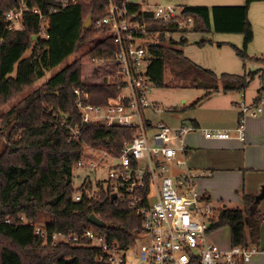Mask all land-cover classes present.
Wrapping results in <instances>:
<instances>
[{"label":"trees","instance_id":"obj_1","mask_svg":"<svg viewBox=\"0 0 264 264\" xmlns=\"http://www.w3.org/2000/svg\"><path fill=\"white\" fill-rule=\"evenodd\" d=\"M255 1L259 0L211 8L184 5L183 15L193 17V26L182 29L176 24L151 21V14L145 13L150 28L161 31L162 44L152 47L156 57L148 69L154 86L165 84L167 52L171 51L189 63L188 76L194 77L199 86L206 89L202 98L217 91H245L260 69L244 74L218 75L184 57L181 49H170L165 43V32L180 33L182 37L176 42L180 46L189 43L184 36L189 32L204 37L213 32L242 34L243 46L232 45L236 55L244 60L262 61L250 57L247 52L254 39L248 11ZM22 4L49 15L48 38L39 37L32 44L31 38L39 33L40 21L37 15L28 12L21 28H8L5 13ZM107 4L108 0H77L62 11L53 12L59 7V0H0V105L32 86L82 46L95 42L84 55L88 69L82 66L81 59L67 64L1 117L4 124L1 128L7 129L8 138L11 140L20 135V139L12 141V147L0 157V264H108L106 253L97 246L42 244L33 227L21 223L19 216L35 220L39 213H45L53 220L48 223L51 231L68 232L83 230L89 224L88 217L94 213L104 221L105 227L92 225L93 228L121 248L133 245L142 233L141 215L126 204L113 201L112 194L103 186L95 196L89 193L92 188L89 182L83 189L81 201H76L74 196L75 165L85 152V144L119 156L124 141L134 137V131L126 127H107L91 122L85 125L74 93L75 88L88 91V101L94 105H107L118 93V86L108 82V76L118 72L113 59L116 45L112 36L104 34V28H94V21L106 16ZM129 7L136 11L141 4L130 2ZM89 18L93 24L86 29ZM212 43L211 39L205 38L196 44ZM28 50L31 54L25 56ZM94 59H101V62ZM263 92L260 88L258 95ZM71 128L81 130L80 140L71 137ZM255 196L243 194L242 208H220L211 231L229 227L232 246L248 247L259 243L264 213L258 208L260 202L252 211Z\"/></svg>","mask_w":264,"mask_h":264},{"label":"built area","instance_id":"obj_2","mask_svg":"<svg viewBox=\"0 0 264 264\" xmlns=\"http://www.w3.org/2000/svg\"><path fill=\"white\" fill-rule=\"evenodd\" d=\"M76 1L59 0L60 5L53 12L62 11ZM129 3L130 0H108L106 16L94 21V28H104V34L112 36L116 45L113 59L118 72L109 75L108 82L118 86V93L110 98L107 105L90 103L86 90L75 88L74 93L83 123L130 128L134 137L124 141L119 156L94 148L103 155L94 158L85 153L75 168L92 174L107 165V190L116 195L113 201L126 204L141 215L142 233L134 245L121 248L115 242L110 243L105 234L96 231L89 222L81 231L65 232L51 231L48 224H36L26 216H19V220L32 226L34 234L42 239L44 245L97 246L106 253L108 264H245L258 252L257 247L230 246L223 250L209 240L219 210L197 186V179L208 173L191 169L185 155L179 156V152L186 151L183 143L186 129L174 130L162 118L154 121L148 116V111L160 114L164 109L149 97L154 84L148 69L156 57L152 47L162 44V41L161 31L150 28L145 13L151 14V21L176 24L181 29L192 27L193 17L183 15V5L172 2L143 0L141 8L136 11L130 9ZM27 12L39 17L40 30L33 36L35 40L48 38L49 15L25 4L5 13L8 28H21ZM171 35L173 32H165V43L172 42ZM94 60L101 62V59ZM263 104L264 92L253 105L241 106L236 128L241 140L246 136L247 117L258 116ZM204 134L208 138L228 137L226 132L218 130L206 129ZM71 137L80 140L81 130L71 128ZM173 139L180 141L179 149L169 144ZM106 157L110 161L108 164L104 162ZM174 168L182 174H172ZM74 188L76 201H81L85 180ZM151 197H155L154 201Z\"/></svg>","mask_w":264,"mask_h":264},{"label":"crops","instance_id":"obj_3","mask_svg":"<svg viewBox=\"0 0 264 264\" xmlns=\"http://www.w3.org/2000/svg\"><path fill=\"white\" fill-rule=\"evenodd\" d=\"M182 3L183 2H177L176 4L184 6L185 4ZM244 3L245 0H196L193 5H205L211 8L215 5L237 6L243 5ZM248 17L254 28V39L248 45L247 52L250 57L264 59V0L255 1L250 4ZM212 39L215 42H222L224 46L232 47V45H235L240 48L243 46L244 41L243 35L236 33H215ZM240 60L245 61L243 64L244 73L248 72L247 70L250 68L249 63H254L255 66L258 65L256 69L253 70L264 69L261 60H244L241 58ZM200 64L205 65L202 63ZM227 64L225 60L219 61L215 66H212L211 69L218 75L221 73H238V70H229L225 68L228 67ZM238 65H240L239 62ZM258 77L260 78V86H258L256 91L257 95L250 104L246 103L245 94L241 101L237 99L240 91H217L200 99L199 102L201 103V101L216 95L220 96L218 97L220 101L224 100V102L215 106L216 112L213 114V120L223 123V126L208 127L204 125L207 123L203 119L194 116H192L193 119L188 125L182 124L173 127L169 124L174 130L186 129L183 135V143L186 147V151L184 153L179 152V156L182 157L183 154L185 155L188 166L191 169L196 171L204 170L208 173L207 176L197 179V186L201 193L208 196L212 204L216 203L220 208L225 206L234 207L230 204L232 203L230 201L233 199L238 200V203H241L243 206V194L257 195L264 184V104L260 116L247 117V132L244 140L238 137L236 131L239 123L241 106L243 104L250 106L256 103L259 97V89H264V74L262 71L256 75L253 81ZM219 84L221 86V83ZM243 92L245 93V91ZM182 101L184 103L186 102V100ZM199 102L197 104H199ZM227 102H229V105ZM148 116L154 121L162 118L167 122V118L170 117L171 114L167 109H164L160 114L148 111ZM206 129L224 131L228 134V137L225 139L208 138L204 134ZM172 142L174 143V147L179 149L180 141L173 139ZM179 172L181 171L174 168L172 174L176 175ZM180 174H182V172ZM220 208L217 209L219 210ZM259 210L264 213L262 208ZM230 246H232L231 242ZM250 246L257 247L259 250L252 259L245 264H264V222L261 224L260 228L259 243L250 244Z\"/></svg>","mask_w":264,"mask_h":264},{"label":"rangeland","instance_id":"obj_4","mask_svg":"<svg viewBox=\"0 0 264 264\" xmlns=\"http://www.w3.org/2000/svg\"><path fill=\"white\" fill-rule=\"evenodd\" d=\"M152 1L163 2V3L183 2L182 4H185L187 6H191L196 2V0H152ZM130 2L143 4V0H130ZM215 33L216 32H213L212 34L206 37H203L202 34H197L194 32H189L187 34H184V36L188 38L189 41V43L184 46H180L176 44V42H178V40L182 36H180V33H175L171 35L172 42L170 41L169 44L167 43V46L171 47L170 49H181L183 51L184 57H187L192 62L202 67L211 69V67L215 66V64L218 63L219 61L225 60L228 63L227 64L228 67L225 68H228L229 70H238V73H234V74H243L245 72L243 69V64L245 61L240 60V57L238 58L235 55V51L233 50L232 47L224 46V44H222L223 46L218 45V43H222V42H215L212 39V36ZM205 38L211 39L213 43L206 44L204 46H199L196 44L198 41ZM31 40H32V44L35 43V37H32ZM94 44L95 42L90 43L86 46H82L75 54L67 58L62 64H60L54 69L47 71L46 75L43 78H39L32 86L27 87L22 91L16 93L8 101L0 105V157L8 149V147L12 145V141H18L20 139V135L14 136L11 140L8 138L7 129L1 128L4 127L3 120L1 118L2 115L6 114L18 103L23 101L35 89L43 85L48 79H50L62 68H64L67 64H70L77 59L78 60L81 59V61H83L82 66L85 67V69H88L89 67L88 61L87 58H84V55L85 52L88 51L89 48H91ZM30 54H31V50H28L25 56H29ZM167 55L168 57L165 65V84L163 87H157V86L152 87L149 93V97L152 102L159 104L160 108H163L165 110L167 109L169 111L171 116L167 118V122L169 121L168 124H170L173 127L182 124L188 125V123H190L191 120L193 119L192 116H194L203 119L207 123L204 125L208 127L223 126V123H219L217 120H213V114L216 112L215 106L219 105V103L224 102V100L220 101V98H218L220 96L215 95L213 97L201 101V103L199 102V104H196L193 107V104L198 99H202V97L206 93V89L199 86L198 81L194 77L188 76L190 67H189V63L185 60V58H180V57L177 58L176 55L171 51H168ZM234 60L238 61L240 65H238V62H235ZM262 61L264 65V59ZM200 63L205 65H201ZM249 66L250 68L247 70L248 72L253 71V69H256L258 65L255 66L254 63L253 64L249 63ZM261 71L264 74V69H261ZM259 79L260 78L258 77L255 81H252V83L246 88L245 93L243 91L239 92L237 99L241 101L242 97L245 94L246 103L248 104L252 103L253 98L257 95L256 92L257 88L258 86H260ZM182 100H186V102L184 103ZM227 104L229 105V102H227ZM260 114L258 116H260ZM169 144L174 146L173 142H170ZM88 146L89 145L85 144L84 146L85 152L83 155H85L86 153V156H91L94 158L101 157L103 155L101 152L94 151V148H90V146L89 147ZM97 149L103 150L100 148ZM104 162L108 164L110 162L109 158L106 157V160ZM103 166L106 167L99 169L97 170V172L92 174H89L88 172H85L82 169H76L75 178H74V187H78L81 184V182H83L84 180L87 187L88 183L90 182L92 188L89 191V193L95 196H97L100 193V186H103L104 189H107V186L109 185L107 165H103ZM154 199L155 197H151V201H154ZM230 202H232L230 203L231 206L240 207V208L243 207L242 204L241 203L239 204L238 203L239 201L236 199H233ZM213 206L215 208H220L218 205H216V203L213 204ZM261 208L264 211V199L261 201L259 205V209ZM32 221L36 224H48L53 220L49 215L45 213H39L37 218ZM209 240L211 243L220 246L223 250H228L230 248V242H231V234L229 227L224 226L212 231L211 233H209Z\"/></svg>","mask_w":264,"mask_h":264},{"label":"water","instance_id":"obj_5","mask_svg":"<svg viewBox=\"0 0 264 264\" xmlns=\"http://www.w3.org/2000/svg\"><path fill=\"white\" fill-rule=\"evenodd\" d=\"M91 22H92L91 21V18H89L87 20V22L85 23V28L86 29H89L90 28ZM86 124L87 123H85V125ZM115 196H116L115 194L112 195V200L115 199ZM263 199H264V184L262 185L260 192L255 196L254 204L251 207L252 211L256 210L258 203L261 202ZM88 222L91 223V224H93V225H95V226H97V227H100V228H104L105 227L104 221H102L94 213L93 214H90V216L88 217Z\"/></svg>","mask_w":264,"mask_h":264}]
</instances>
